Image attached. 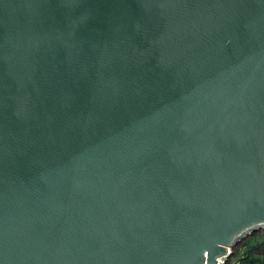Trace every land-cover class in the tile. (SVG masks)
<instances>
[{
	"label": "water",
	"instance_id": "obj_1",
	"mask_svg": "<svg viewBox=\"0 0 264 264\" xmlns=\"http://www.w3.org/2000/svg\"><path fill=\"white\" fill-rule=\"evenodd\" d=\"M264 230V0H0V264H217Z\"/></svg>",
	"mask_w": 264,
	"mask_h": 264
},
{
	"label": "rangeland",
	"instance_id": "obj_2",
	"mask_svg": "<svg viewBox=\"0 0 264 264\" xmlns=\"http://www.w3.org/2000/svg\"><path fill=\"white\" fill-rule=\"evenodd\" d=\"M262 240H264V230L263 231H259L258 234L253 235V236H249L248 239H246L244 241V243L240 244V246L236 249L235 255L231 256V260L228 261V263L230 264H239V261L241 258H243L246 250L254 243H259L262 242ZM254 256H256L257 258H259V262L255 263V264H264V253H254Z\"/></svg>",
	"mask_w": 264,
	"mask_h": 264
},
{
	"label": "trees",
	"instance_id": "obj_3",
	"mask_svg": "<svg viewBox=\"0 0 264 264\" xmlns=\"http://www.w3.org/2000/svg\"><path fill=\"white\" fill-rule=\"evenodd\" d=\"M259 231H263V229L262 230H259ZM258 233L259 232H256V233H254V234H252L250 236L256 235ZM248 238H249V236L247 238H245L244 241L246 239H248ZM244 241H242V243H244ZM242 243H240V244H242ZM240 244L237 245L233 249L232 254L228 257L229 258L228 261L231 260V258H230L231 256H234L235 255L236 249L240 246ZM256 252H258L259 254L260 253H262V254L264 253V240H262V242L252 244L246 250L243 258L240 259L239 264H255V263L259 262V260H258L259 258H257L256 256H254V253H256Z\"/></svg>",
	"mask_w": 264,
	"mask_h": 264
},
{
	"label": "built area",
	"instance_id": "obj_4",
	"mask_svg": "<svg viewBox=\"0 0 264 264\" xmlns=\"http://www.w3.org/2000/svg\"><path fill=\"white\" fill-rule=\"evenodd\" d=\"M222 258H223V260H221L220 258L218 259L217 264H230V263H228V259H226L224 257H222Z\"/></svg>",
	"mask_w": 264,
	"mask_h": 264
}]
</instances>
